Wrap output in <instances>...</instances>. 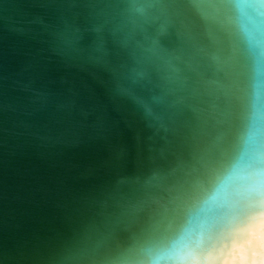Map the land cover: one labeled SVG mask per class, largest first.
Here are the masks:
<instances>
[{
  "label": "water",
  "instance_id": "obj_1",
  "mask_svg": "<svg viewBox=\"0 0 264 264\" xmlns=\"http://www.w3.org/2000/svg\"><path fill=\"white\" fill-rule=\"evenodd\" d=\"M263 234L264 0H0V264L162 236L243 264Z\"/></svg>",
  "mask_w": 264,
  "mask_h": 264
},
{
  "label": "snow or ice",
  "instance_id": "obj_2",
  "mask_svg": "<svg viewBox=\"0 0 264 264\" xmlns=\"http://www.w3.org/2000/svg\"><path fill=\"white\" fill-rule=\"evenodd\" d=\"M191 178L188 185L186 187H182L180 189V201L185 202L186 199L191 198L193 195L203 190L204 181L200 177V173L198 169L193 170L188 174ZM180 210V204H178L175 208L169 210L171 212H178ZM168 250H165V249ZM176 250L174 248H170L167 244L166 237H161V249L158 254L152 258V264H164L166 261H171L178 259Z\"/></svg>",
  "mask_w": 264,
  "mask_h": 264
},
{
  "label": "clouds",
  "instance_id": "obj_3",
  "mask_svg": "<svg viewBox=\"0 0 264 264\" xmlns=\"http://www.w3.org/2000/svg\"><path fill=\"white\" fill-rule=\"evenodd\" d=\"M160 245H161V237H158L151 243H141L140 245H138L136 248V252H144L145 249H149V248L155 249ZM131 252H132L131 248L124 246V247L115 248L101 256H93L92 259H99L101 264H120V261L126 255L129 256V258L131 259L130 257ZM137 264H152V259L147 254L146 258L138 261Z\"/></svg>",
  "mask_w": 264,
  "mask_h": 264
},
{
  "label": "bare ground",
  "instance_id": "obj_4",
  "mask_svg": "<svg viewBox=\"0 0 264 264\" xmlns=\"http://www.w3.org/2000/svg\"><path fill=\"white\" fill-rule=\"evenodd\" d=\"M253 250L252 256L244 258L243 264H264V234L259 239L258 246H256Z\"/></svg>",
  "mask_w": 264,
  "mask_h": 264
}]
</instances>
